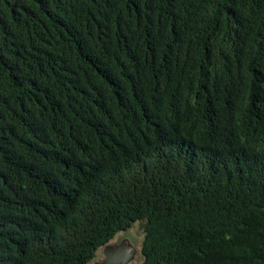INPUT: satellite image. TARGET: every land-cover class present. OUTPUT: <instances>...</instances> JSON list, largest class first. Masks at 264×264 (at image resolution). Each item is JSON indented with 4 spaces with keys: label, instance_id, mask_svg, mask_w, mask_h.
Instances as JSON below:
<instances>
[{
    "label": "trees",
    "instance_id": "trees-1",
    "mask_svg": "<svg viewBox=\"0 0 264 264\" xmlns=\"http://www.w3.org/2000/svg\"><path fill=\"white\" fill-rule=\"evenodd\" d=\"M264 264V0H0V264Z\"/></svg>",
    "mask_w": 264,
    "mask_h": 264
},
{
    "label": "water",
    "instance_id": "water-1",
    "mask_svg": "<svg viewBox=\"0 0 264 264\" xmlns=\"http://www.w3.org/2000/svg\"><path fill=\"white\" fill-rule=\"evenodd\" d=\"M102 249L103 258L90 264H133L137 260L138 251L128 240L105 245Z\"/></svg>",
    "mask_w": 264,
    "mask_h": 264
},
{
    "label": "rangeland",
    "instance_id": "rangeland-1",
    "mask_svg": "<svg viewBox=\"0 0 264 264\" xmlns=\"http://www.w3.org/2000/svg\"><path fill=\"white\" fill-rule=\"evenodd\" d=\"M143 239H144V230L142 223L137 222L128 231L117 235L116 238L112 241V243L116 244L128 240L131 244H133L136 247L138 251L137 260L133 264H142L143 256L141 254V248H142ZM102 258H103L102 249H99L97 256L93 262L99 261Z\"/></svg>",
    "mask_w": 264,
    "mask_h": 264
}]
</instances>
